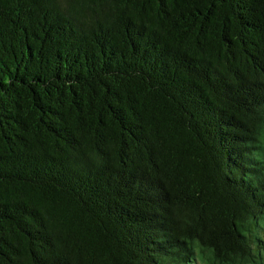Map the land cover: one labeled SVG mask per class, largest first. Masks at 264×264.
Segmentation results:
<instances>
[{
  "label": "trees",
  "instance_id": "obj_1",
  "mask_svg": "<svg viewBox=\"0 0 264 264\" xmlns=\"http://www.w3.org/2000/svg\"><path fill=\"white\" fill-rule=\"evenodd\" d=\"M0 264H264V0H0Z\"/></svg>",
  "mask_w": 264,
  "mask_h": 264
}]
</instances>
